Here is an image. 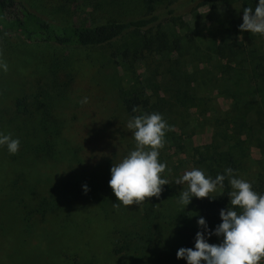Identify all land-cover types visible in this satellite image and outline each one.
Segmentation results:
<instances>
[{"label":"rangeland","instance_id":"374dc122","mask_svg":"<svg viewBox=\"0 0 264 264\" xmlns=\"http://www.w3.org/2000/svg\"><path fill=\"white\" fill-rule=\"evenodd\" d=\"M31 1L37 11L63 23L96 24L111 17L123 19L130 12L124 14V9L104 3L94 14V0L78 3L69 11L59 9L58 0ZM133 11L136 13L137 9ZM225 11L226 22L213 21L200 39V48L207 43L215 47L229 29L235 38L242 32L239 25L243 22V9L232 5ZM251 37L258 48L264 47V36L251 34ZM237 45L242 46V42L237 41ZM200 48H193L185 57L188 72L185 77L190 82L183 83L182 78L180 86L191 95L186 96L185 92L175 89L166 93L178 104L169 113L171 122L164 120L172 127L170 129L189 135L192 146L202 148L203 144L211 142L212 133L221 128L213 124L215 118L228 117L231 101L246 100L242 108L246 119L241 127L243 134L230 139L232 134L227 135L220 129L217 143L221 145L230 139L228 146L234 147L241 159L242 179L250 181L264 163V151L255 145L250 122L251 117H257L264 128V82L259 80L258 85L253 84L249 67L233 66L227 72L223 71L231 64L212 55L210 49L201 51ZM54 51L68 53L76 71L73 88L57 109L65 121L60 152L54 160L40 161L31 157L11 160L0 147V264H169L160 253L162 241L169 236L168 224L163 223L166 219L159 223V242L143 257L113 253L112 242L117 230L133 221V212L129 207L104 201L99 196L100 191L93 189L94 184L103 183L105 174L111 173L108 163H119L135 148L131 130L127 128L132 117L118 95L125 75L104 47L61 48L54 44L27 42L19 32H7L0 37V59L8 64V71L0 72V106L12 105L21 87L34 76L40 60ZM85 96L88 103H79ZM0 131L4 132L1 126ZM180 143L168 149L164 136L163 147L159 149L158 159L166 165L165 180L174 191L169 199L160 198V209H164V213L193 208L192 201L187 207L178 204L179 193L186 185L175 181L185 171L197 168L192 163L197 156L193 159L192 146L182 153ZM17 177L21 192L24 194L25 191L29 200L38 199L51 185H60L67 180L76 186L78 196L59 213L37 218L28 232L13 198L16 190L13 181ZM85 181L92 190L88 188L85 192L82 189Z\"/></svg>","mask_w":264,"mask_h":264},{"label":"trees","instance_id":"16d2710c","mask_svg":"<svg viewBox=\"0 0 264 264\" xmlns=\"http://www.w3.org/2000/svg\"><path fill=\"white\" fill-rule=\"evenodd\" d=\"M58 1L62 11H69L78 3L87 2ZM252 1L255 3L251 4ZM104 3L124 9V14L128 10L130 12L123 19L111 17L108 21L96 24L63 23L49 19L37 11L31 0H0V37L15 31L27 42L54 44L61 48L104 47L125 75L118 95L127 113L133 117L157 112L170 123L169 113L174 111L178 102L172 95L167 97L166 93L170 94L175 89L185 92L186 96L191 95L186 88L182 91L180 86L182 78L183 83L190 82L185 77L188 74L186 55L193 48H200V39L213 21L217 20L222 24L226 22V9L232 5H238L242 9L254 8L258 0H94L92 13L97 14V10ZM136 9L137 12L133 13ZM237 35L238 37H233L232 29H229L215 47H210L207 43L200 49H210L212 55L231 64L227 70H223L225 72L233 66L243 69L249 67V78L253 84L258 85L259 80L264 82V47L260 49L255 45L250 31H242ZM237 41L242 42V46L237 45ZM34 73L31 80L21 87L11 106H0L1 128L5 134L11 133L13 138L20 140L19 151L14 155L3 147L11 160L23 157L40 161L54 160L60 152L65 121L58 115L57 109L73 88L76 71L68 53L54 51L40 60ZM245 103L246 100L242 98L241 101H231L228 117L222 120L216 117L213 121L227 135L232 134L230 139L243 134L241 127L246 119L242 108ZM250 122L255 133V145L264 151V128L257 117H251ZM220 129L212 133L211 142L203 144L202 148L192 146L190 136L175 129L166 132L165 142L168 149H172L180 141L179 148L182 153L192 146L193 159L197 156L192 162L193 165L205 169L207 175L213 178L218 173L223 174L229 167L234 170V175L242 178L241 159L236 149L228 146L230 139L221 145L217 143ZM164 175L161 173L163 179ZM110 178L111 173L105 174L103 183L94 184L93 189L100 191L99 196L104 201L118 205L119 202L108 183ZM17 179L19 178L13 181L16 189L13 198L28 232L32 230L37 218L59 213L79 192L71 180H67L60 185H51L46 194L38 199L29 200L28 194L21 192ZM249 182L256 192L264 193V163L262 169ZM85 183L92 190V186L87 181ZM229 191L231 188L226 179L224 188L210 193L214 199L193 197L192 209L164 213V209H160V198L163 196L169 199L174 191L168 184L163 185L159 197L146 198L140 206H126L133 212V221L117 230L112 242L113 253L138 254L143 257L152 245L159 242V223L161 219H166L163 223L168 224L166 230L168 229L169 236L162 241L160 253L169 264H187L185 259L177 258L178 249L194 248L196 233L203 231L197 225L199 217L205 218L209 231L221 223L220 210H226L229 206ZM205 235L207 237V233ZM207 238L212 244H218L222 239L216 235Z\"/></svg>","mask_w":264,"mask_h":264},{"label":"clouds","instance_id":"9594fccd","mask_svg":"<svg viewBox=\"0 0 264 264\" xmlns=\"http://www.w3.org/2000/svg\"><path fill=\"white\" fill-rule=\"evenodd\" d=\"M242 21L239 25L242 31L264 36V0H258L254 8H243ZM7 71L8 64L0 59V72ZM79 103H88V97ZM170 127L157 112L129 119L127 128L131 130L135 148L113 164L108 181L119 202L117 206H140L146 198L159 197L162 186L168 184L161 176L166 165L158 157ZM0 147H6L14 155L19 151L20 140L0 131ZM226 179L231 188L227 193L230 201L226 210H220L221 223L209 231L205 218L199 217L197 225L203 231L196 233L194 248L182 247L177 251V258L185 259L187 264H264V193L256 192L251 182L234 175L232 168H226L215 178L195 167L185 171L175 181L186 185L179 193L178 204L187 207L193 197L214 199L210 193L224 188ZM83 188L88 191L87 185ZM205 233L207 237L216 235L222 239L218 244L209 243Z\"/></svg>","mask_w":264,"mask_h":264}]
</instances>
